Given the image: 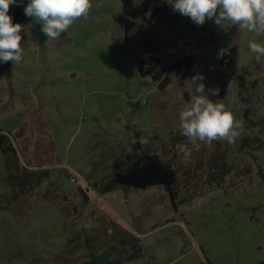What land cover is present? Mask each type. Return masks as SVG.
Here are the masks:
<instances>
[{
  "label": "rangeland",
  "instance_id": "1",
  "mask_svg": "<svg viewBox=\"0 0 264 264\" xmlns=\"http://www.w3.org/2000/svg\"><path fill=\"white\" fill-rule=\"evenodd\" d=\"M91 4L59 40L20 13L22 62H0V264H264V35L166 0L126 33L119 0ZM180 56L242 123L234 143L181 134L193 77L152 78Z\"/></svg>",
  "mask_w": 264,
  "mask_h": 264
},
{
  "label": "clouds",
  "instance_id": "2",
  "mask_svg": "<svg viewBox=\"0 0 264 264\" xmlns=\"http://www.w3.org/2000/svg\"><path fill=\"white\" fill-rule=\"evenodd\" d=\"M18 0H0V62H22L21 47L23 25L13 23L10 6ZM22 3V0H20ZM173 11L190 17L197 25L213 20L218 26L230 22L239 29L256 35H264V0H166ZM92 8L91 0H29L24 14L41 25L47 40H59L75 21L87 17ZM248 48L255 53V61L264 63V45L249 41ZM193 77L198 94L191 95L179 113L181 134L194 144H211L226 141L231 144L240 135L242 123L223 103L213 102L204 93L203 83Z\"/></svg>",
  "mask_w": 264,
  "mask_h": 264
},
{
  "label": "trees",
  "instance_id": "3",
  "mask_svg": "<svg viewBox=\"0 0 264 264\" xmlns=\"http://www.w3.org/2000/svg\"><path fill=\"white\" fill-rule=\"evenodd\" d=\"M161 1L162 0H119L123 15H125L131 20L125 23V32L128 33L129 29L133 25V21L141 20L143 22L149 23V19H151V16L154 13L153 9H157L156 7H158V4ZM28 3L29 1L27 0H22V3L20 2V0H18L17 4L10 6L9 15L12 17L13 23H15V20L18 17V15L24 12V8L27 6ZM152 7L153 9L148 15L149 9ZM138 63H139V75L141 77L146 76L148 72L143 71L142 67L148 64V60L146 58H141L139 59ZM223 64H224L223 59L221 57V60L219 61V65H223ZM233 65H234L233 62H230L228 64V66H233ZM192 66H194V60L192 56H180L176 58L169 65V67L165 71L166 72L165 74H163L164 72H162V70H159L161 71L159 72L161 73V75H159L160 77L153 76L152 78L154 81H158L159 88H163L169 83L166 76L167 72H175L178 75H180L182 81H185L193 77V71L191 69ZM222 88L223 85H221L219 88L220 92L222 91ZM2 139H4V136L0 135V147L2 146L3 143ZM8 149L9 148H1L2 151ZM166 177H167V173H163L160 178V182ZM114 186H115L114 184H109L108 186H105L103 192L106 193L112 191ZM168 194H169V199L172 203L174 199L173 194L171 192H169ZM98 259H99L98 257L90 255L88 264H98L97 263ZM101 264H120V263L118 260H114L111 262H103Z\"/></svg>",
  "mask_w": 264,
  "mask_h": 264
}]
</instances>
